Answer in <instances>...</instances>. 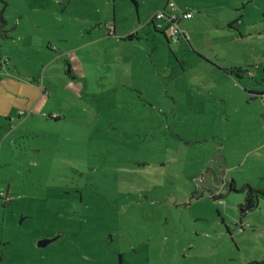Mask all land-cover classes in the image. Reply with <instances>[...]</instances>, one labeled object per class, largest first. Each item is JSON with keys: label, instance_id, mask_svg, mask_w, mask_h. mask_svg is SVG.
I'll list each match as a JSON object with an SVG mask.
<instances>
[{"label": "rangeland", "instance_id": "374dc122", "mask_svg": "<svg viewBox=\"0 0 264 264\" xmlns=\"http://www.w3.org/2000/svg\"><path fill=\"white\" fill-rule=\"evenodd\" d=\"M1 13L0 264H264V0Z\"/></svg>", "mask_w": 264, "mask_h": 264}, {"label": "trees", "instance_id": "16d2710c", "mask_svg": "<svg viewBox=\"0 0 264 264\" xmlns=\"http://www.w3.org/2000/svg\"><path fill=\"white\" fill-rule=\"evenodd\" d=\"M3 13L0 14V28L3 26V24H5V20L3 19ZM156 15L152 18V22L155 24V28L157 29L158 27L156 26ZM167 30H170V25H168L164 30L163 32L167 33ZM133 34L131 35H128V38L131 39L133 38ZM185 37V35H183ZM244 190L246 191V199H245V202L240 204L239 206V210H240V213H241V216L244 217L247 213L253 211L257 206H258V194H260V191L256 190L255 188H253L252 186L250 185H246L244 187ZM0 198L4 199L5 201H7L8 199V196L5 195L4 197L0 196Z\"/></svg>", "mask_w": 264, "mask_h": 264}, {"label": "built area", "instance_id": "2783aa9c", "mask_svg": "<svg viewBox=\"0 0 264 264\" xmlns=\"http://www.w3.org/2000/svg\"><path fill=\"white\" fill-rule=\"evenodd\" d=\"M169 12H162L156 14V20H166L170 25V34L176 37L181 35H185L183 31H181L179 26V21L181 20V15L178 12V8L175 3L171 2L169 5ZM183 17L189 19L192 17V14L189 12L182 13ZM0 196L4 197L5 194L0 191Z\"/></svg>", "mask_w": 264, "mask_h": 264}, {"label": "water", "instance_id": "95a60500", "mask_svg": "<svg viewBox=\"0 0 264 264\" xmlns=\"http://www.w3.org/2000/svg\"><path fill=\"white\" fill-rule=\"evenodd\" d=\"M56 239H43L41 241H39V246L40 247H46L48 246L51 242H53Z\"/></svg>", "mask_w": 264, "mask_h": 264}, {"label": "crops", "instance_id": "0c3cea01", "mask_svg": "<svg viewBox=\"0 0 264 264\" xmlns=\"http://www.w3.org/2000/svg\"><path fill=\"white\" fill-rule=\"evenodd\" d=\"M181 21V20H180ZM180 21H179V23H180Z\"/></svg>", "mask_w": 264, "mask_h": 264}]
</instances>
